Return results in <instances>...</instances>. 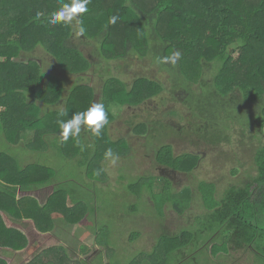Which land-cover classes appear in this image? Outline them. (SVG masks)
<instances>
[{
    "label": "trees",
    "instance_id": "obj_1",
    "mask_svg": "<svg viewBox=\"0 0 264 264\" xmlns=\"http://www.w3.org/2000/svg\"><path fill=\"white\" fill-rule=\"evenodd\" d=\"M12 1L17 3L15 8L20 15L7 18V9L14 7ZM77 5H82V10L75 14L73 8ZM244 5L245 0H0V31L5 32L7 26L13 37L4 40L0 35V60L4 59V63L0 62V108L6 107L0 114V131L7 137L29 131L43 143L49 139L50 132L54 137L51 141L54 158L66 164L79 162L77 165H81L98 186L100 178L94 171H103L98 163L128 160L133 152L131 140L143 135L153 140L157 133L168 131L181 138L184 132L186 136H199L221 147L232 144L231 131L238 134L252 130L250 141L264 138V0H257L246 12ZM39 48L49 59L52 69L57 70V76L43 74L41 66L46 65L45 58L35 55ZM22 51L31 56V62L40 60L42 63L29 62L27 69L35 70L23 75L24 78L6 69L8 64L19 67L14 59ZM114 63L121 69L120 74L130 75L131 83L116 75L115 68L111 71ZM150 65L159 67V71L164 69L162 73L167 74V83L152 79ZM94 73L107 77L98 95L93 87ZM70 75L76 81L70 83ZM84 81L86 83L82 84ZM195 86L196 90H192ZM176 90L186 93L185 100ZM22 92L31 93L42 104L57 105V109L44 119H34L42 125L16 119L13 107L27 98ZM162 93H168L169 100H179L183 104L181 109L169 111L178 116L174 119L179 121V129L165 123L172 131L165 130L164 122L155 120L149 125L140 122L137 126L132 121L127 122L125 137L121 132L115 135L116 131H111L117 119L112 108L143 111ZM159 99L164 106L165 100ZM97 103L99 106L95 105ZM27 104L25 101V106ZM49 117L53 120L52 130L48 129ZM185 119L188 125L181 126V120ZM19 122L30 126L23 130ZM35 126L42 128L41 131L33 130ZM202 157L194 153L175 155L173 145L160 146L155 158L162 167V175L140 176L129 189L137 187L139 191L135 193L139 196L152 195L153 199L149 198L160 206V214L165 205L170 204L183 215L187 209L182 205L186 202L190 206L196 193L190 187L175 191L166 172L192 173L199 168ZM7 160L12 161V158L0 149V237L3 239H0V249L23 251L28 246L24 233L14 227L8 228L2 221V212L23 218L19 210H11L7 200L15 206L18 203L4 185L37 184L44 188L55 180L45 166L38 164L23 170L28 177L26 180L13 181L2 174ZM255 166L257 175L252 179L253 184L235 182L226 186L199 181L196 192L206 210L204 229L193 232L183 229L172 235L163 233L151 253L141 252L129 264H184L188 259L199 264L201 254L223 258L232 251L241 250L253 252L264 264V193L260 198L256 192L258 198L253 199V185H257V189L260 187L259 191L264 189V147L258 148ZM32 168L40 170V180L33 181ZM237 175V169L230 172L231 177ZM219 187L224 190L219 191ZM59 194L56 191L46 206L37 207L36 215L28 210L27 217L41 233L53 230L54 213L61 215L68 225L85 222L80 210L86 204L80 200V194L74 191L70 196L74 202L69 204L67 197L64 200ZM131 209L136 210L135 207ZM198 219L188 226L193 227ZM139 236L138 232L133 233L128 242L133 243ZM98 243L111 253L109 243L105 240ZM193 247L198 254L187 255L185 251ZM83 249L88 250L87 246ZM67 252L61 244L46 248L28 264H82L73 262ZM0 264L6 262L0 260ZM84 264L88 263L84 261Z\"/></svg>",
    "mask_w": 264,
    "mask_h": 264
},
{
    "label": "rangeland",
    "instance_id": "obj_2",
    "mask_svg": "<svg viewBox=\"0 0 264 264\" xmlns=\"http://www.w3.org/2000/svg\"><path fill=\"white\" fill-rule=\"evenodd\" d=\"M256 1L257 0H245L244 6L246 7L243 9L244 12L249 10L251 6H254ZM81 10L82 5H77L76 8H73L75 14L80 13ZM70 11H72V8ZM71 15L73 16V13ZM235 57H238V55ZM139 64L136 66H139ZM133 65L130 69H133ZM147 68L149 69V67ZM151 68H153L152 76L154 78L162 81V83H167L168 76L165 72L162 73L164 69L159 71V67L157 69V66ZM112 69L115 71V74L123 78L124 81L131 83L132 79L129 78L130 75L124 77L123 74H120L122 71H119L120 68L117 63H114V67L112 66L111 71ZM130 69L128 68L127 73L130 72ZM110 73L113 74L114 72ZM142 73H144V70ZM149 73L151 74V71H149ZM92 76L93 87L98 95L102 91V82L107 77L97 76L96 73ZM68 81L71 83L76 81V78L71 76ZM81 83L85 84L86 81ZM166 85L168 86L169 84ZM186 87H182V89H186ZM196 88L195 86L192 90H196ZM176 91L178 94L181 93V99L187 97L185 96L186 93L180 90ZM180 95H178L179 97L177 96V99H180ZM159 98L163 101L165 100L164 106H162V104L160 105L161 101ZM159 98L151 101L150 104L147 105L148 107L146 106L143 111L128 108L116 111L111 107V110H114V113H116L117 118L115 121L116 123L111 126V131H116L114 133L115 135L121 132L122 134L120 135L124 136V133H126L124 131L127 129V122L132 121L137 126L140 122H146L149 125V122L155 120H160L164 122L163 124L170 123V125L179 129V121L174 119V117L177 118L178 116L175 115V113H169V111L173 108L181 109L183 104H181L179 100H169L168 93H162ZM95 105L99 106V103ZM117 124H119V126H117ZM167 124H165L164 129L172 131ZM40 125L42 124L40 123ZM187 125L188 119L181 120V126ZM262 132L264 133V123L262 124ZM131 133L134 134L133 129H131ZM251 134L252 130L245 131V133L239 131L238 134L231 131V135L233 136L231 139L232 144L222 147L220 145L214 146L203 141L199 136H186L184 132L181 134V138L180 135H177L175 132L170 133L168 131H166V133L162 131L161 135L157 133L155 135L156 139L153 140L150 138L147 139L146 135H143L142 137L131 140L133 152L131 151L132 154L130 153L131 156L128 160H122L121 162L119 160H112L113 163L104 160L105 162L98 163L103 170L94 171L97 177L100 178L99 186L88 176L87 171L85 172L81 169V165H77L79 163L77 161L69 162V164L64 163V161L60 159L47 162L48 164L45 166V169L53 174V179L58 184L57 186H52L40 192L42 194V200L39 198V200L42 201L41 206H46L50 198L55 195L56 191L60 193L59 195L61 198L64 197V200L67 197L68 204L70 201L74 202L70 199V196L75 191L80 194V200L86 204L83 206L84 208L80 210L81 218L85 222L83 224L79 222L73 223L72 225L65 224L58 227L54 225L52 231L56 230V238L58 240L52 236L53 238L45 237L44 240L38 242V235L36 236L35 234V236H32L35 242L27 246L29 256L25 258V264H28L30 261L28 260L30 256L33 255V259H35L38 255L42 254L46 248L55 247L60 244L66 245L65 249L69 252H67L68 255L73 260L77 261L79 258H77L78 252L75 248L79 247L78 244L82 242L90 246L92 250L88 253L89 255H87V257L91 256L89 257V262H87L88 264H129L142 254L141 252L151 253L158 244V239L163 233L172 235L182 232L183 229L192 232L203 230L205 223L203 217L206 210L201 198L196 192V185L201 180L226 186H231V184L235 182L243 185L252 183V179L257 175L255 166L256 154L260 146L264 147V138L250 141L252 140L250 138ZM115 138L117 139V137ZM41 144L45 145L44 143H40V146L35 150H31V154L29 156L26 155V157L28 156L34 160H42L41 151H44L46 146L41 147ZM167 144L174 146L175 155L194 153L200 157L203 156L199 168L192 173H170L168 170L166 172L170 175L175 191L178 192L184 187H190L194 193H196L193 195L194 199L190 206H188L186 202L182 205L183 208L187 209L183 215H179L170 204L165 205L164 211L162 212L163 214H160L158 211L160 206L156 203L153 204L150 200L152 195H148V193L142 194L140 192L142 195L139 196L137 195L139 191L137 187H135L136 189H129L130 184L132 182L134 183L140 176L149 177L162 175V167L156 163L155 154L160 146ZM233 169L238 170V177L230 176V172H232ZM46 172L47 171H45V173ZM256 187L257 185H253V199L258 198L256 192H259V190ZM223 190V188L219 187V191ZM30 200L34 201V199ZM13 206L15 205H11L12 209ZM132 207H135L136 210H132ZM199 216H202L200 217L201 219H198ZM196 219L198 220L195 225L189 227L188 223H193ZM187 226L188 228H186ZM135 232H138L140 236L136 241L130 244L128 242L129 238ZM26 235L30 239L29 234ZM0 239L3 240L2 237H0ZM26 239L28 241V238ZM101 240H105L106 243L110 244L111 253L106 252L105 248L99 246L98 242ZM83 245L84 244H82V246ZM211 245L212 243L210 246ZM95 246L100 250L102 248V254L97 255V253H94L96 252ZM3 249L6 250V248ZM196 251L197 249L193 247L191 250H186L185 252L190 256L197 255L198 252ZM1 253L0 251V260L9 264L8 258H4L5 255ZM92 257L93 259H91ZM208 257L206 254H201V257H198L199 264H262L261 260L258 261L254 253L249 250L232 251L230 255H224L223 258H220L219 255L212 257L208 255ZM179 261H181V259H179ZM83 262L84 261H82V264H84ZM17 264H22V261H18ZM184 264L197 263L188 259Z\"/></svg>",
    "mask_w": 264,
    "mask_h": 264
},
{
    "label": "crops",
    "instance_id": "obj_3",
    "mask_svg": "<svg viewBox=\"0 0 264 264\" xmlns=\"http://www.w3.org/2000/svg\"><path fill=\"white\" fill-rule=\"evenodd\" d=\"M23 1H26V0H23ZM11 4H13L14 7H9L7 9V11H6L7 18H16V17H18V15H20L19 14L20 12L18 11V9L15 8L17 3L15 1H12ZM8 20H7V24H8ZM0 35H2V39H4V40L13 39L12 33H11V31H9L7 26H6L5 32L0 31ZM36 51H37L36 53H38V54H35L36 56H38L39 54L43 55L42 50L40 48L37 49ZM42 57H44V55ZM44 58H45L44 61H46L45 62L46 65H42L40 60H39L40 62L39 61H32V62H35L34 64H38V65L41 64L42 65L41 70H42L43 74H49L52 77L57 76V70H53L51 65H50V61H48L49 59L46 57H44ZM31 59L32 58L29 54H27L25 51H22L19 54V56L14 59V61L19 64V67L14 68L8 64L6 66V69H8V71L10 73H17L18 75H22V77L24 78L23 75L28 74V73L30 74V72H32V71L34 72V70H35L34 68L32 69L31 67H30L31 68L30 70L27 69V66H30L29 62H31L30 61ZM0 62L4 63V59H1ZM6 73H8V72H6ZM22 94L25 95V98L27 97L26 98L27 100L26 99L25 100L23 99L24 101L20 100L19 102H17V104L14 107L12 105V107L14 108L15 114L17 116L16 119L25 120L28 122H30V121L34 122L35 118L39 117L41 119H44L47 117V114L49 112L57 109V105L52 106V105H46V104L40 103L29 92L28 93L22 92ZM20 98H22V96H20ZM25 101L28 102V104L26 106H25ZM1 108L3 110H6L5 106H1ZM22 114L25 115L26 119H24ZM35 122H37V123H34V125L38 124V121H35ZM47 123L49 124L48 129L52 130L53 120L51 119V117H49V120L47 121ZM38 125H40V123ZM18 126H20V128L23 130L24 129L27 130L26 127H29L30 125L26 126V124L19 122ZM32 129L41 131L42 128H39V127L37 128L35 126V128L32 127ZM9 136L10 137H7V135H5V133L0 131V149L9 158H12V161L7 160L6 162H4V164L2 166V168H4V170L2 169L3 170L2 174L4 176H7L11 180H13V181H14V179H15V181H17V180L23 181V179L26 180L28 177L23 172V170L26 169L27 167L35 166L38 164L46 166L48 164L47 162L57 160L54 158L55 155L54 154L52 155V149H51L50 143L54 137L51 136L50 132H49V139L47 138L46 141L44 142L45 145L41 144V147L46 146L45 150L41 151V155H42L41 157L43 158L42 160H38V159L34 160V159L28 157L31 154V150L37 149L40 146V143H43L40 139L39 140L37 138L35 139V136L33 135V133L28 131L26 133L21 132V134H15L14 133L13 135H9ZM47 142L49 143L48 147H47V144H48ZM28 147H30V148H28ZM47 148H50V150H48ZM26 155H28V156L26 157ZM30 172H31V178H33V181H35L34 179H37V181L40 180V177L42 175L40 174L39 169L32 168L30 170ZM39 175H41V176H39ZM2 184H4V182H2L1 185ZM57 184L58 183L56 181H54L52 183V185L44 186V188H42L40 185H37V184H33V185L28 184L25 187L19 186V185L14 186L12 184H5L8 186L4 185V187H8V189H5V190H7L9 193L11 192L14 194L15 202L18 203L17 206H13V209L19 210L18 212H20L23 215V218L18 219L15 217L14 214L11 215V214H8L6 212H2L1 213L2 221H4L6 225H8L7 226L8 228L14 227V228L21 230L24 233L25 237L28 238V241H29L28 245H32V243L35 242L32 239V236H35V234H36V236L38 235V242L44 240L45 237H48V238H53L52 236H54V238L57 237L56 230L52 231L50 233L39 232L35 228V224H34L33 220L30 219L29 217H27L28 216V210L30 211V213L33 212V214L36 215L37 214V207L42 208V206H41L42 201H40V200H42L41 199L42 194L40 192H42L43 190H46L52 186H57ZM39 198H40V200H39ZM30 199H34V201H31ZM7 201L11 205L15 204L14 202H12L9 199ZM25 201H26V204H25ZM20 202H24V204L21 206V205H19ZM8 209H9V207H8ZM11 210H12V208H11ZM53 221L55 222L56 227L67 224L64 221V219L62 218V216L57 214V213L53 214ZM26 234H29L30 239ZM94 240H95V238H94ZM94 240H93V242H94ZM82 244H84V245L82 246ZM78 245H79V247H77L75 249L78 252L77 258H79V260L76 261V260L72 259L73 262H80V263H82V261L88 262L89 257H91V256L87 257V255H89L88 253H90L92 251L90 246H88L87 244H85L83 242L81 244H78ZM84 246H87L88 251H84V249H83ZM32 248H33V246H32ZM95 249H96V252H94V253H97V255L100 254L102 251V248L100 250L96 246H95ZM0 251L2 252L1 254L5 255L4 258H6V257L8 258V260L10 262L9 264H13V263L17 264L18 261H22V264H25V262H26L25 258L27 256H29L28 255L29 250L27 248L23 251H13L11 249H6V250L1 249ZM33 258H34V256L32 255V256H30V258L28 260L31 261ZM91 259H93V257Z\"/></svg>",
    "mask_w": 264,
    "mask_h": 264
},
{
    "label": "flooded vegetation",
    "instance_id": "obj_4",
    "mask_svg": "<svg viewBox=\"0 0 264 264\" xmlns=\"http://www.w3.org/2000/svg\"><path fill=\"white\" fill-rule=\"evenodd\" d=\"M152 79H154L153 76H152ZM155 79H156V78H155ZM258 189H260V187H259ZM262 189H263V188H262ZM257 193L259 194V196H260V198H261L262 194L264 193V189L261 190V191H259V192H257Z\"/></svg>",
    "mask_w": 264,
    "mask_h": 264
},
{
    "label": "built area",
    "instance_id": "obj_5",
    "mask_svg": "<svg viewBox=\"0 0 264 264\" xmlns=\"http://www.w3.org/2000/svg\"><path fill=\"white\" fill-rule=\"evenodd\" d=\"M3 112V109L2 108H0V114Z\"/></svg>",
    "mask_w": 264,
    "mask_h": 264
}]
</instances>
